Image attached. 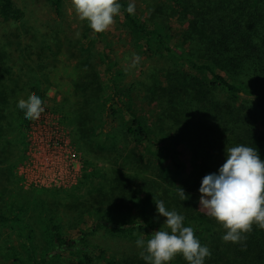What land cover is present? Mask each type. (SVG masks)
<instances>
[{
    "label": "trees",
    "instance_id": "1",
    "mask_svg": "<svg viewBox=\"0 0 264 264\" xmlns=\"http://www.w3.org/2000/svg\"><path fill=\"white\" fill-rule=\"evenodd\" d=\"M50 1L56 15H61L64 0ZM171 1L177 11L194 14L186 28L175 31L158 19L146 18L136 6L130 15L126 9L131 2L118 0L123 6L121 23L143 54L175 61L167 71L166 85L158 83V75L151 78L152 85L125 83L127 73L114 57L111 41L94 31L92 36L83 35L79 50L94 52L98 66L82 71L68 102L55 108L48 105L49 85H44L32 64L18 62V80L0 85V160L10 164L7 172L18 184L17 165L24 157L20 148L27 144L32 121L24 119L17 103L32 93L62 116L84 154L83 176L76 187H31L32 199L22 206L17 201L23 191L18 200L9 194L7 208L0 204V234L8 229L18 237V251H10L16 264H55L64 258L76 264H146L136 254L118 259L91 238L103 231L112 238L136 241L139 236L146 241L164 224L154 203L161 200L168 210L183 215L185 226L193 227L200 244L210 249L204 264H264V230L254 225L243 243H225L221 224L196 209L188 193L187 200L180 199L177 187L191 189L184 151L197 157L184 143L185 136L175 132L180 122L209 150L201 153L211 155L204 158L207 174L217 173L223 165L226 147H252L264 160V11L258 18L238 8L230 19L219 17L213 22L201 19L188 0ZM226 2L237 5L235 0ZM26 17L14 0H0L1 23L19 25ZM20 39L18 33V49ZM93 42L102 50H93ZM10 69L6 68L8 74ZM96 160L107 161L110 169L98 167ZM7 193L0 190V203L6 204ZM50 200L74 205L76 212L68 218ZM71 230L76 232L73 238ZM169 264L187 262L177 255Z\"/></svg>",
    "mask_w": 264,
    "mask_h": 264
},
{
    "label": "rangeland",
    "instance_id": "2",
    "mask_svg": "<svg viewBox=\"0 0 264 264\" xmlns=\"http://www.w3.org/2000/svg\"><path fill=\"white\" fill-rule=\"evenodd\" d=\"M15 3L26 12V19L23 23H1L0 22V55L4 60L0 61V85L2 83L12 85L13 80H18V62L22 64H32L38 76L43 80L44 85L48 86V96L50 98L48 105L55 108L59 103L68 102L73 93V85L75 81L81 77L82 71L91 70L97 67V60L94 52H83L79 50V42L83 35L88 32L93 35L87 22H82L76 16L72 9L71 0H64L62 5L61 15H56L50 0H14ZM134 3L136 8L146 17L158 19L166 26L172 27L175 31L186 28L195 16L193 13L177 11L171 0H129ZM229 1V0H227ZM236 6H227L224 0H188L187 4L200 14V18H205L210 21H216L217 18L225 17L228 19L232 12L236 13V9H247L248 14L258 18H262L264 9V0H235ZM258 2V4H256ZM249 4V6L247 5ZM115 23L110 28L103 32L108 40L111 41L113 54L121 68H123L127 76L125 83L137 82L139 85H152L151 78L158 75V83L163 81V85L167 82V71L173 69L175 61L169 58H158L143 54V51L135 43L131 32L121 23L119 16L115 17ZM230 19V18H229ZM255 20V19H254ZM18 33L21 36V46L18 49ZM180 35V32H179ZM199 35L195 33V38ZM93 50L101 51L102 46L94 44ZM176 45V39L172 42ZM178 45V43H177ZM27 46V48H26ZM178 47V46H177ZM26 48V49H25ZM43 49V50H42ZM183 51V50H182ZM92 54V58L90 55ZM133 54L139 57L138 61L133 60ZM5 62V66H4ZM39 66L45 67L40 70ZM10 67L11 74L7 73L6 68ZM44 74L47 75L44 77ZM171 74V72H170ZM77 83V82H76ZM222 96V95H221ZM219 96V97H221ZM63 119V118H62ZM64 122V120H63ZM65 123V122H64ZM67 126V129L70 128ZM29 132V131H28ZM26 136L27 144L22 143L20 151L24 152L19 165H17L16 174L19 177L18 184L7 170L10 169L9 163H1L0 160V190H7L5 197L6 204L1 202V207L8 206L11 201L9 194L17 195L20 193V199L17 201L22 206L24 202L31 201V195L28 191L31 187H27L19 175L20 168L24 164L28 156V133ZM175 132L181 137L185 136L184 143L190 144V151H194L197 159L193 158V153L184 151L182 158L187 164L186 181L189 182L191 189L201 186V181L207 175L204 158L211 159L208 154L203 157L209 150L205 149L200 140L189 135L188 127L180 122L175 125ZM77 148V144L74 142ZM2 144V143H1ZM24 150V151H23ZM80 159L84 161V154L80 152ZM23 154V153H22ZM21 154V155H22ZM84 163V162H83ZM98 167L109 170L110 165L107 161L96 160ZM18 164V162H17ZM132 175V172L127 173ZM146 176V174H144ZM196 186V187H195ZM165 187H167L165 185ZM37 189H42L35 187ZM185 190V194H189L194 201L196 209L206 213L200 208L199 200L200 193ZM62 190V189H58ZM70 190V189H67ZM163 191V190H162ZM164 195V191L160 193ZM170 196H173L172 194ZM45 198V197H44ZM22 200L23 203H22ZM51 205L58 212L65 214L68 218L72 217L76 211L75 206L66 204L63 200H50ZM31 206V204H30ZM29 207V206H28ZM71 220H68L70 222ZM70 224V223H68ZM70 237H75L76 232L70 231ZM93 244H97L107 249L114 257L121 259L131 255H139L141 249L136 247L135 241L128 238H112L103 231L99 232L94 238H91ZM19 241L15 232L5 230L0 234V264H16L13 261L11 250L18 251ZM55 264H76V262L64 258V260Z\"/></svg>",
    "mask_w": 264,
    "mask_h": 264
},
{
    "label": "clouds",
    "instance_id": "3",
    "mask_svg": "<svg viewBox=\"0 0 264 264\" xmlns=\"http://www.w3.org/2000/svg\"><path fill=\"white\" fill-rule=\"evenodd\" d=\"M71 4L78 19L87 22L95 33L107 31L123 7L118 0H71ZM126 11L134 14L135 4L129 3ZM133 60L138 61L139 57L133 54ZM43 104L41 97L32 93L27 99H20L17 107L23 111L24 119L35 121L45 111ZM177 190L182 201L189 198L183 188ZM199 193V209L225 230L223 242L243 243L254 225L264 230V160L256 149L243 144L226 147L225 162L217 173L203 177ZM154 203L165 221L146 241L139 236L136 239L141 259L146 264H169L182 255L187 264H204L211 251L200 244L193 227L185 226V217L168 210L162 200Z\"/></svg>",
    "mask_w": 264,
    "mask_h": 264
},
{
    "label": "built area",
    "instance_id": "4",
    "mask_svg": "<svg viewBox=\"0 0 264 264\" xmlns=\"http://www.w3.org/2000/svg\"><path fill=\"white\" fill-rule=\"evenodd\" d=\"M44 108L30 124L28 156L19 175L27 187L72 189L82 179L84 164L62 116Z\"/></svg>",
    "mask_w": 264,
    "mask_h": 264
}]
</instances>
